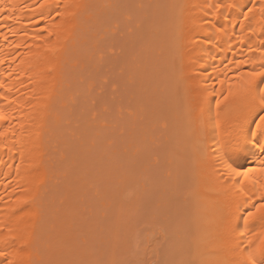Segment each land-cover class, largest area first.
<instances>
[{"label":"bare ground","instance_id":"bare-ground-1","mask_svg":"<svg viewBox=\"0 0 264 264\" xmlns=\"http://www.w3.org/2000/svg\"><path fill=\"white\" fill-rule=\"evenodd\" d=\"M119 2H0V252L4 253L0 264H118L119 250L131 251L130 247L126 251L128 238H134L129 236H139L134 221L141 218L137 219L138 211L145 203L142 193L133 194L132 187L135 183L146 186L148 168L139 170L136 163L131 168L129 152L139 142L146 145L139 160L153 154L147 140L155 139L152 132L158 122L165 128V136L162 130V134L156 131L158 138L166 137L159 149L164 154L160 155L163 170L159 167L164 181L158 187L173 192L162 191L169 194L167 199L176 201L180 194L178 205L165 201L174 212L177 209L176 214L186 215L185 219L175 215L180 222L176 227L172 223L173 236L168 233L179 246L176 253H183L181 260L188 255L186 246L178 245L185 238V245H190L188 264H252L250 253L255 264H264L259 249L264 211L257 212L264 204V122L260 119L264 78L250 84L248 76L264 71V0H123L120 7ZM131 11L137 30L132 31L135 35L128 32L133 35L132 45L129 42L130 50L120 60L126 66L125 76L123 72L111 75L126 77L129 84L123 78L126 84L121 85L127 87L123 90L120 85L119 94L130 87L126 94L136 111L131 120L125 117L122 122L131 130L129 137L114 144L106 138L112 133L93 130L103 126L95 120L94 109V117L90 116L96 122L89 123V117L82 120L88 116L83 115L88 109L81 98L82 83L84 75L88 77L85 65L97 69L108 63L103 55L100 62L99 54L94 59L102 46L100 30L108 27L106 20L122 15L133 21L131 13L126 16ZM90 86L92 81L87 83ZM123 100L129 105L126 95ZM137 112L144 119L138 137L134 134ZM235 171L246 172L247 179ZM160 174L157 182H162ZM91 191L99 193L102 207L116 203L109 221L103 214L108 206L103 210L100 220L107 224L98 221L96 211L95 218L84 217L77 204L76 195L91 198ZM161 193L159 201L167 196ZM109 195L112 203H108ZM125 199L129 202L124 204ZM249 213L255 215L249 217ZM175 236L182 238L178 244Z\"/></svg>","mask_w":264,"mask_h":264},{"label":"rangeland","instance_id":"rangeland-1","mask_svg":"<svg viewBox=\"0 0 264 264\" xmlns=\"http://www.w3.org/2000/svg\"><path fill=\"white\" fill-rule=\"evenodd\" d=\"M122 3H123V0H120ZM118 2H119V0H118ZM121 2H119V7H120V3ZM117 5H118V3H117ZM126 12V11H125ZM130 13H131V15H130ZM125 14V13H124ZM133 14V15H132ZM129 15H130V18H132V16L133 17H135L136 18V16H134L135 15V13H132V11L131 12H128L127 13V17L129 18ZM118 18H117V17ZM122 15H114L113 17L114 18H112L111 17V19H110V17H109V19L108 20H106V21H108L107 22V25H108V27L110 26V25H112V27H110V29H108V27H107V30L106 31H103V29H101L100 30V34L101 35H98V43L99 44H101L102 46H98V49H99V47L101 48L100 50H102V51H100L99 50V52H98V50H97V57H96V55H95V58L94 59H98V54H99V57H100V59H99V62H100V60L101 59H104L105 57H106V61L108 62H106L105 60H103V63H104V61L107 63L106 64V66L104 67L103 65L105 64H97V62H96V60H95V62H96V64L97 65H99L100 67L101 66H103V67H101V68H98L99 66H97V69H100V71H98L99 73L97 74V69L96 68H93L92 66H91V64H87V65H85V66H87L89 69V71H91V72H89L86 68H85V70L88 72H86L85 70V74H86V76L88 75V77L86 78L85 77V75H84V78H85V81L82 83L83 85H82V87H83V90H82V92H84L83 94H82V96H81V98H83V103H84V105L83 106H85L84 107V109L85 110H87L86 112H85V114H83V115H88V116H86V118L84 117H81L82 118V120H84V119H86L87 120V118L89 119V123H91L92 122V120H93V118L92 117H94L93 116V114H94V112L92 113V115H91V112L93 111V109H94V111H95V117H97V118H95V120L96 121H99V123L101 122V124L104 126H97V128H93V130L94 131H96L98 134H100L101 133V135H104L105 133H107V135L108 134H110V133H112V137H109L110 135H108V137L106 136V138L110 141H112L113 142V140L115 141V143L114 144H116V141H117V143H121V142H123V140L122 139H124V137H129V133L131 132V130H129L128 128V126H125L124 127V123H122V122H124V118L125 117H129V119L131 120L132 118H130V117H133V113L136 111V109H135V107H134V105L132 104L133 103V101H132V99H130V98H128V92L130 91L131 92V88L130 87H128V89H127V91L125 92V91H123V95H120V94H122V91H121V88L123 87V88H125V89H123V90H126V85H124V84H126V83H128L127 82V80H126V77H123V78H125V80H126V83H125V80H123V78H122V76H123V74H121V75H117V77L116 78H113L112 77V73L114 72L115 74L117 73V74H119V73H121V72H126V70H122L124 67H126V66H124L123 64L124 63H121V61L120 60H122L123 61V59L125 58V56L127 55V52H129V46H130V43H131V45H132V42H130L132 39H131V36H133V35H135V33L133 34V32L132 31H134V32H136V30H137V27H136V25L137 24H135V23H137V21H136V19L134 20L133 18H132V20L133 21H131L130 19V22H132V24L128 21V19L126 20L123 16H122V21H124L123 22V24H121L120 25V23H119V21L121 20L120 19V17H121ZM118 19H119V21H118ZM109 21H110V24H109ZM114 22H116V23H114ZM119 23V25H118V23ZM124 23H125V30H124ZM127 23H129V24H131V25H127ZM115 24H117L116 26H119V28H117L116 26H115ZM135 24V25H134ZM114 25V26H113ZM127 25V26H126ZM121 26H122V28H121ZM132 28L133 26V28H132V30H131V28ZM136 27V28H135ZM117 28V30H116V32L115 33H113L114 31H115V29ZM113 29H114V31H113ZM121 29H122V31H121ZM118 30H120V31H118ZM109 31V33H107ZM123 31H124V33H123ZM127 31V32H126ZM130 31V33L132 32V34L133 35H131V34H128V32ZM101 32H103V33H101ZM105 32V33H104ZM112 32V33H111ZM126 32V33H125ZM112 34V35H111ZM118 34V35H117ZM121 34V37L119 36ZM103 35V36H102ZM107 35V36H106ZM115 35V36H114ZM125 35V36H124ZM129 35V36H128ZM99 36H102V37H99ZM108 37H110V38H108ZM120 37V38H119ZM114 38L115 39H117V41H115L114 40ZM133 38V37H132ZM103 39V40H102ZM110 39H112V40H110ZM119 39H120V41H119ZM107 42H106V41ZM114 40V41H113ZM130 40V41H129ZM101 41V42H100ZM126 41V42H125ZM118 42V43H117ZM125 42V43H124ZM130 42V43H129ZM103 43V44H102ZM113 43H114V45H113ZM129 43V44H128ZM116 44V45H115ZM127 44V45H126ZM113 45V46H112ZM118 45V47H116ZM124 45H126V46H128L127 48L128 49H125L126 47L124 46ZM104 46V47H103ZM113 47V48H112ZM124 47V48H123ZM116 48H118V49H116ZM113 50H115V51H113ZM122 50L124 51L123 52V54H122ZM126 50H127V52H126ZM120 52V53H119ZM101 53V54H100ZM109 53H111L110 55H109ZM115 53V54H114ZM125 53V54H124ZM118 56H117V55ZM104 56V58H103V56ZM109 55V56H108ZM125 55V56H124ZM102 57V58H101ZM121 57H123V58H121ZM111 58V59H110ZM114 58V59H113ZM120 58V59H119ZM118 59V60H117ZM114 60H115V62H114ZM110 61H112L113 63H117V64H112V62L110 63ZM102 62V61H101ZM96 64H95V66H96ZM122 64V65H121ZM110 65H113V66H110ZM115 65H118V66H115ZM109 66H110V68H109ZM120 66V67H119ZM111 67H115V68H111ZM119 69H118V68ZM122 67V68H121ZM96 71H95V70ZM108 69V70H107ZM113 69V70H112ZM106 70H107V72H106ZM93 71V72H92ZM94 71H95V74H96V76H95V74H94ZM115 71H117V72H115ZM119 71V72H118ZM103 72V73H102ZM94 74V75H92L91 76V74ZM101 73V74H100ZM103 74V75H102ZM107 74V75H106ZM110 76H109V75ZM112 74V75H111ZM108 76V81L110 82H108V84H107V82L105 81V80H107L106 79V77ZM114 76H116V75H114ZM124 76H125V73H124ZM97 77V78H96ZM90 79L89 81H86V79ZM113 80H112V79ZM117 78H118V80H117ZM122 80H120V79ZM104 79V80H103ZM97 80V81H96ZM116 80H117V82H116ZM92 81V86H93V88H92V86H90V89H88V87H87V83L88 82H91ZM93 81H95V82H93ZM115 81V82H114ZM118 82H119V85H118ZM124 83L123 85L124 86H122L121 85V83ZM93 83L95 84V86L93 85ZM106 83V84H105ZM99 84H100V86H99ZM104 84V85H103ZM129 84V83H128ZM117 85V86H116ZM120 85L122 86V87H120ZM131 85V84H130ZM101 86H102V88H101ZM85 87V88H84ZM86 87H87V90H86ZM96 87H98V88H96ZM102 89H100V88ZM115 89H114V88ZM90 90V91H89ZM93 90V91H92ZM118 90V91H117ZM99 91V92H98ZM113 91V92H112ZM117 91V92H116ZM120 91V92H119ZM112 92V93H111ZM85 93H86V95L88 96V97H86V95H85ZM106 93V94H105ZM120 93V94H119ZM126 93H128V94H126ZM109 94H111V95H109ZM90 95H92V96H90ZM107 95H108V97H107ZM118 95H120V97H118ZM127 96V100H125L126 102H128L129 103V105H126V103L124 102V100H123V97L124 96ZM93 96H94V98H93ZM104 96H105V98H104ZM113 96V97H112ZM121 96H122V98H121ZM84 97H86V98H84ZM90 97V98H89ZM112 97V98H111ZM87 98H88V100H90V101H88L87 100ZM91 98H92V101H93V103H92V101H91ZM108 98H109V100H108ZM110 98H111V100H110ZM113 98H114V100H113ZM119 98H120V100H122V101H119ZM126 98V97H125ZM96 100V101H95ZM129 100V101H128ZM131 100V101H130ZM106 101V102H105ZM113 101V103H111ZM80 102H82V100H80ZM87 102V103H86ZM96 102L97 103H99V105L98 104H96ZM110 102V103H109ZM119 102V105H117V103ZM132 102V103H131ZM82 103V104H83ZM92 103V104H91ZM125 103V104H124ZM131 103V104H130ZM85 104H87V105H85ZM96 104V105H95ZM122 104V105H121ZM123 104H124V106H123ZM92 105H95L94 107L92 106ZM104 105V106H103ZM91 106V107H90ZM96 106H98L99 107V109H98V107H96ZM127 106H129L128 108H127ZM86 107H90V108H86ZM104 107H106L105 109H104ZM127 108L128 110H126V109H124V108ZM102 108V109H101ZM119 108V109H118ZM98 109V110H97ZM100 109H101V111H100ZM104 109V110H103ZM114 109V110H113ZM121 109V110H120ZM89 110H90V113H89ZM96 110H97V112H96ZM106 110V111H105ZM134 110V111H133ZM99 111V112H98ZM103 111V112H102ZM124 111V112H123ZM107 112V113H106ZM140 112V111H139ZM139 112H137L138 114H139V116L137 117V115H136V117L138 118H136L137 120H136V127H135V131L136 132H134V134L136 135V137H138V134H140V132H141V126L143 125L142 123L144 122L143 120V115L142 114H140ZM86 113H88V114H86ZM98 113H100V114H98ZM122 113H125V114H122ZM98 114V115H97ZM102 114V115H101ZM105 114V115H104ZM115 114V115H114ZM130 114V115H129ZM92 117H91V116ZM99 115H101V116H99ZM113 115V116H112ZM125 115V116H124ZM104 116V117H103ZM103 117V118H102ZM105 118V119H104ZM127 118L125 119V124L126 125H128L129 123L127 122L126 123V120H127ZM139 118H141L142 119V122H141V120L139 119ZM128 119V120H129ZM114 122H113V121ZM140 120V121H139ZM80 122H82L81 120H79ZM96 121H93V122H96ZM79 122V123H80ZM92 122V123H93ZM141 122V123H140ZM161 122V121H160ZM117 125H118V127H117ZM158 126L159 127H155L156 129H155V131H154V129H153V131L154 132H152V139H154V140H152L151 142L149 141L148 142V140H147V144L148 145H150V147L149 148H151L152 149V152H153V154L152 153H150V155H149V157L147 158V160H146V158H144V156H143V159L145 160H139L140 159V157L142 156L141 154H142V152H141V149L143 148V146H146L145 144L143 145V144H141V143H139V142H136V144L137 145H135L131 150H130V152H129V155H130V160H129V166H131V168L133 167V165L136 163L137 165H138V167L136 166V164L134 165V166H136L137 167V169H139V170H143V169H147V170H145L146 172H145V176L147 177V179L145 180H143V185H146V186H144L143 188L145 189V188H147V190L145 191V190H142L143 188H142V186L140 185V183H135L134 184V186L132 187L133 189L135 188L136 189V191H134L133 189H132V192H134L133 194H135V193H137V190H139L138 192H139V195L142 193V197H141V202H145V203H142L141 204V206H140V210L138 211V215H137V219H139L140 218V216H141V218L139 219V220H136L135 219V221H134V223H135V230H138V231H135V233H136V235H139V236H137L138 238H140L138 241H137V237L135 236V235H133V236H129V237H134V238H132L131 240L128 238V240H129V242H131L132 241V244L131 243H129L128 241H127V245H129V246H127V249H126V251L129 249V247H130V249L129 250H131L130 251V253H129V251H127V253L125 254V252H122L121 253V251L122 250H119V254L117 253V260H118V264H129V262H131L130 264H173V262H176V261H178V259H179V255H180V260H181V254H183V253H181V252H183V251H180V253L181 254H179L178 255V253H176V250H178L179 248V246L177 247V245L175 244L176 242H173V241H171L170 239L172 238V236H173V231H172V234H171V230H169V229H172V228H174V226L173 225H175V227H176V225H177V223L176 222H178L179 220H180V218H179V220H177V218L179 217V215H181L184 219H185V216L186 215H184V213L182 214V213H179V212H181V211H179L178 212V214H176L175 212H176V210H175V212H174V208L172 209V205H170V204H168L169 206H167V203H168V201L170 200V202H173L174 201V203L176 202V204H177V198H179L180 199V194H179V197H177L176 196V201L175 200H172V197H171V199H167V197H168V195L169 194H166V193H173L172 191H170V192H168V190L169 189H165V187L164 186H161V188H160V186L158 187V185H160V184H163V181H164V175H163V172L161 173L160 172V169L162 168V170H163V160L161 161L160 160V151L161 150H159V149H161V143H162V146H163V142L165 141V138L163 137V136H160V138H158L159 136L157 135L158 133L157 132H159V131H163V133L165 132V128L164 127H162L161 126V123H160V125H159V122H158ZM100 127H101V129H100ZM123 127V128H122ZM127 127V130L125 129ZM140 127V128H139ZM160 127H162V129L160 128ZM104 128V129H103ZM160 129V130H158V129ZM106 129V130H105ZM103 130V131H102ZM106 132H105V131ZM119 130V131H118ZM123 130H124V132H123ZM108 131V132H107ZM111 131H113V132H111ZM125 131H127V133L125 132ZM129 131V132H128ZM139 131V132H138ZM157 131V132H156ZM162 131H161V134H162ZM100 132V133H99ZM105 132V133H104ZM126 133V134H120V133ZM113 133H114V135L115 136H113ZM153 133H156L155 134V137H154V135H153ZM160 133V132H159ZM118 134V136H116ZM119 134H120V136H119ZM125 135V136H124ZM164 136H165V133H164ZM115 137V138H114ZM116 137H118V138H116ZM120 137V138H119ZM161 137L162 138H164L163 140L161 139ZM157 138H158V140H157ZM70 139V138H69ZM113 139V140H112ZM115 139H117V140H115ZM122 141H121V140ZM127 139V138H126ZM126 139H124V141L126 140ZM161 139V140H160ZM154 141V142H153ZM161 141H163V142H161ZM158 142V143H157ZM122 144H124V143H122ZM157 144H159V145H157ZM118 145V144H117ZM157 145V146H156ZM118 147V146H117ZM119 147L121 148L122 146H121V144L119 145ZM118 147V149H120ZM137 147H139V148H137ZM154 147V148H153ZM163 148V147H162ZM136 149V150H135ZM140 149V150H139ZM157 150V151H156ZM159 150V151H158ZM163 150V149H162ZM138 152V153H137ZM151 152V151H150ZM158 152V153H157ZM140 153V154H139ZM162 153V152H161ZM153 156H152V155ZM135 155V156H134ZM158 155V156H157ZM164 155V154H163ZM163 155H161V156H163ZM138 156V157H137ZM155 156V157H154ZM151 157V158H150ZM154 158H155V160H154ZM134 159V160H133ZM149 159V160H148ZM161 159H162V157H161ZM154 161V162H153ZM157 161H159L158 163H157ZM161 161V162H160ZM150 163V164H149ZM140 164V165H139ZM160 165H162L161 166V168H159L160 167ZM152 166H153V168H152ZM156 166H157V168H156ZM151 167V168H150ZM135 168V167H134ZM151 169V170H150ZM155 169V172L154 171H152V170H154ZM161 173V174H160ZM156 176H155V175ZM158 174H160V177H163V178H161V179H163V180H161L160 179V181H162V182H157V181H159L158 180ZM162 175V176H161ZM144 176V177H145ZM155 176V177H154ZM156 178V179H155ZM154 180H155V182H154ZM157 180V181H156ZM144 182H146L145 184H144ZM153 182V183H152ZM156 183H159V184H157V188L155 187L156 186ZM152 186H151V185ZM148 186V187H147ZM169 186V185H168ZM168 186L166 187V188H168ZM154 187V188H153ZM164 187V188H163ZM169 188H171L170 186H169ZM157 189H159V190H161V192L162 191H167L166 193H164V192H159V190H157ZM125 192H127V190L125 191ZM149 192H151V196H149ZM154 192H156V193H154ZM96 193L97 192H95V191H91L90 192V197L91 198H89L88 196L86 197L85 195H76V196H78V198L75 196V198H77V204L78 205H81V207H79V208H81V211L83 210V212L85 213H83V215H84V217L85 216H90L89 218H91L92 219V217L94 216V218H95V215H94V213H93V211H96L95 212V214L98 216L97 218H98V221L100 220V219H102L103 217H102V215L103 214H105V220H107V221H109L110 219L107 217L108 215L109 216H112V214H113V212H114V210H115V206H116V203H115V201L111 198V196L109 195V197H110V199H108V203H112L113 201V205H109V204H105L103 207L101 206V201H100V198H98L99 196V193L96 195ZM160 193H161V196L163 195V193L164 194H166L167 196H165V195H163V196H165L164 198L162 197V199H164V201L166 200H168L167 201V203H166V201L164 202L162 199V201L160 200L159 201V199L161 198L160 197ZM176 193V192H175ZM92 194V195H91ZM94 194H95V196H94ZM145 195V197H144V199H143V196ZM177 194V193H176ZM126 195V194H125ZM171 195V194H170ZM134 196V195H133ZM147 196H149V202L147 201ZM153 196H154V198H153ZM175 196V195H174ZM79 197H81V198H79ZM85 198V199H84ZM126 198V197H125ZM159 198V199H158ZM168 198H170V197H168ZM173 198V199H174ZM88 199H89V201H88ZM90 199H92L91 200V202H90ZM96 199H99V200H96ZM124 199V198H123ZM127 199H129V198H127ZM150 199H151V201H150ZM155 199V200H154ZM179 199H178V201H179ZM126 200V199H125ZM152 200H153V202H152ZM181 200V199H180ZM76 201V200H75ZM124 201V200H123ZM129 202V200H126V202H124V204L125 203H128ZM156 201V202H155ZM158 201V202H157ZM147 202H148V204H147ZM155 202V203H154ZM159 202H160V204H159ZM180 202V201H179ZM88 203H91L92 204V207H91V204H88ZM95 203V205L94 206H96L95 207V209L93 208L94 206H93V204ZM114 203H115V205H114ZM152 203V204H151ZM97 204V205H96ZM147 204V205H146ZM151 204V205H150ZM164 204V205H163ZM165 204H166V207H164L165 206ZM173 204V203H172ZM174 205L175 207L178 205ZM183 204V203H182ZM155 205H156V208H155ZM157 205H159V206H157ZM161 205H163L162 207H161ZM179 205H180V203H179ZM101 206V207H100ZM108 206V208L106 209V207ZM143 206V207H142ZM98 207V208H97ZM160 209H159V208ZM83 208V209H82ZM87 208H89V209H87ZM92 208V209H91ZM101 208H103L102 210H101ZM161 208H162V210H161ZM178 208H180L179 206H178ZM97 209V210H96ZM104 209H106L104 212L105 213H103V210ZM112 209V210H111ZM143 209V210H142ZM165 209V210H164ZM171 209L173 210V212H171ZM89 210H92L91 212L89 211ZM99 210H100V213H99ZM110 212H109V211ZM156 210V211H155ZM86 211H88V212H86ZM102 211V212H101ZM111 211H113L112 213H111ZM170 211V212H169ZM98 212V213H97ZM154 212H157V213H154ZM103 213V214H102ZM110 213H111V215H110ZM140 213L143 215H140ZM159 213V214H158ZM87 214V215H86ZM91 214V215H90ZM100 216H99V215ZM153 214H154V216L155 217H153ZM114 215V214H113ZM175 215H177L178 217L176 218L175 217ZM92 216V217H91ZM102 217V218H101ZM155 218V219H153V218ZM88 218V217H87ZM88 218V219H89ZM106 218H108V219H106ZM165 218V219H164ZM142 219V220H141ZM144 219V220H143ZM176 219V220H175ZM174 220V221H173ZM101 222H102V220H100ZM137 221V222H136ZM152 221H153V223H152ZM156 221H158L157 223H156ZM168 221V222H167ZM171 221V222H170ZM140 222V223H139ZM173 222H175L176 224H174ZM180 222V221H179ZM178 222V223H179ZM181 222H182V218H181ZM104 222H102V224H103ZM139 223V224H138ZM172 223H173V225H172ZM104 224H107V223H104ZM103 224V225H104ZM137 224V225H136ZM151 224V225H150ZM168 224V225H167ZM172 226V227H171ZM154 227V228H153ZM140 229V230H139ZM163 229V230H162ZM166 229H168V230H166ZM175 229V228H174ZM173 230V229H172ZM141 234H140V233ZM167 232V233H166ZM170 232V233H169ZM166 235H164V234ZM170 235H172V236H170ZM164 235V237H163V235ZM180 234V233H179ZM174 235H175V233H174ZM185 235V234H184ZM141 236V237H140ZM180 236H181V234H180ZM180 236H178V237H180ZM166 237H168V238H166ZM183 237V236H182ZM185 237V236H184ZM173 238H176L175 239V241H178L177 242V244L179 243V240L181 241V237H180V239H177V237L175 236V237H173ZM133 239H135V240H133ZM185 238H183L182 239V244H178V245H180V249L182 248L181 246H186L185 247V254L186 253H188V255H189V252H187V251H189V250H186V249H188V248H190L189 246L190 245H188V243H186V245H185V240H184ZM133 241H134V243H133ZM138 242V243H137ZM169 242H171V245H169L170 243ZM137 243V244H136ZM184 243V244H183ZM132 246H131V245ZM134 245H137V246H134ZM175 245V246H174ZM188 245V246H187ZM184 246H183V249H184ZM135 247H137V248H135ZM155 247V248H154ZM176 248V249H173V248ZM188 247V248H187ZM134 248V249H133ZM133 249V250H132ZM136 249V250H135ZM105 249H103L102 251H104ZM172 250H174V251H172ZM106 251V250H105ZM132 251H133V253H132ZM135 251V252H134ZM179 251V250H178ZM132 253V254H131ZM167 253V254H166ZM171 253V254H170ZM105 255H106V253H105ZM123 255V256H122ZM128 255H130V256H132V257H130V256H128ZM173 255V256H172ZM178 255V259H176L175 257ZM186 256V258H185V256H183V258H185V260H179L178 262H176V264H178L179 262H181L182 264H188V263H190L189 262V256ZM124 257V258H123ZM172 257H174V258H172ZM189 257V258H188ZM133 258H135V259H133ZM187 258H188V261H187ZM134 261H133V260ZM121 260H124V261H121ZM136 260H137V262H136ZM166 260V261H165ZM169 260V261H168ZM173 260V261H172ZM175 264V263H174Z\"/></svg>","mask_w":264,"mask_h":264},{"label":"snow or ice","instance_id":"snow-or-ice-1","mask_svg":"<svg viewBox=\"0 0 264 264\" xmlns=\"http://www.w3.org/2000/svg\"><path fill=\"white\" fill-rule=\"evenodd\" d=\"M0 2H2V0H0ZM248 76H249V83L252 84L256 81L257 78H264V71H260V72H251V73H248ZM260 92L261 93H264V87H261L260 88ZM261 101H264V95H261ZM261 121L264 122V116H261L260 117ZM235 175L236 176H241L243 175L245 179H247V176L248 174L245 172V173H241L239 171H235ZM261 211H264V204H261L259 206V208L257 209V212H261ZM255 215V213H249V217ZM262 220H264V216L261 217ZM259 249L262 253V255H264V236L261 237L260 239V244H259ZM4 255L3 252H0V256ZM249 257L250 259L252 260V264H255V260H254V257H253V254L250 253L249 254Z\"/></svg>","mask_w":264,"mask_h":264}]
</instances>
